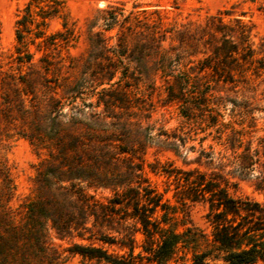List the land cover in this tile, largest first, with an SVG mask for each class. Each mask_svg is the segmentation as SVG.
<instances>
[{"label":"rangeland","instance_id":"1","mask_svg":"<svg viewBox=\"0 0 264 264\" xmlns=\"http://www.w3.org/2000/svg\"><path fill=\"white\" fill-rule=\"evenodd\" d=\"M63 1L76 39L68 45L37 50L40 39L33 35L35 21L27 23L30 31H23L21 41L15 36V20L26 0H0V162L7 166L15 185L10 204L45 202L54 193L52 170L66 162L58 151L65 149L62 155L74 160L69 150L72 139L87 141L79 149L81 170L103 178L112 170L107 159L112 154L118 174L131 178L126 164L132 162L134 168H141L136 172L144 184L160 192L163 201L178 206L175 230L191 226L204 233L195 247L184 249L183 259L170 261L190 264L193 250L208 248L211 226L205 217L207 200L181 203L178 199L190 189L184 176L193 179L198 173L206 177L215 173L231 196L263 200L249 172L239 175L232 171L233 153L227 137L230 125L242 127L243 145L250 142L255 146L264 136V72L237 85L196 73L194 65L202 54L195 52L202 44L191 47L184 37L180 46L175 36L204 24L209 15L219 14L226 23H242L251 45L257 48L264 37V0ZM110 13L117 20L112 29L105 30ZM60 22L50 19L46 33L60 29ZM170 34L172 44L178 45L173 52H179V62L192 75L183 102L171 95L180 94L178 82L158 68ZM25 52L33 53L31 62L18 61L17 56ZM198 91L206 92L205 96L200 97ZM213 106L221 114L216 123H212ZM88 151L98 159L90 166L84 162ZM73 181L79 183L76 178ZM88 192L103 199L111 189L89 187ZM12 236L0 227V246L1 237L8 240ZM69 240L52 238L54 245L47 252L52 254L55 249L61 254L51 263L31 254L23 261L21 242L12 249L5 245L4 252L0 249V264H95L63 251ZM207 261L225 264L222 259Z\"/></svg>","mask_w":264,"mask_h":264},{"label":"trees","instance_id":"2","mask_svg":"<svg viewBox=\"0 0 264 264\" xmlns=\"http://www.w3.org/2000/svg\"><path fill=\"white\" fill-rule=\"evenodd\" d=\"M109 17L111 20L105 30L112 29L117 20L113 13ZM52 18L61 19V28L46 33L48 21ZM33 21L37 27L33 35L40 39L36 43L37 50H45L50 45L54 48L61 43L68 45L76 39L73 22L68 20L63 0H26L22 13L15 20L18 41H21L23 31H30L27 23ZM168 37L169 46L163 49V60L158 68L162 75L173 76L178 82L180 94H171L177 101H185L183 91L188 89L192 79L184 69L185 64L178 60L179 52H173L178 45H183L186 38L191 47H196L198 42L202 44V48L195 52L202 54L194 65L196 73H205L217 81L237 85L246 84L250 76L264 72V37L254 48L246 28L239 21L229 24L219 14H213L193 30L177 32L178 45L172 44V34ZM32 56L33 53L25 52L17 57L19 62H31ZM198 92L200 97L205 96L206 92ZM213 110L215 119L212 123H216V116L221 114L218 107ZM229 127L231 134L227 139L233 153L230 160L232 171L239 175L249 172L255 179L254 188L262 193L263 200L231 196L215 173L209 177L198 173L193 179L184 176V180L191 183L190 189L182 192L178 199L181 203L207 200L209 208L205 217L211 226L208 248L193 250L190 264H208L207 259H222L225 264L264 263V136L258 138L255 146L250 142L243 145L242 127ZM87 143L72 139L69 150L74 160L62 155L65 149L58 151L60 158L66 161L63 163L65 167L52 170L50 180L54 193L41 204L36 200L23 201L17 206L10 204L15 185L7 166L0 162V227L13 233L8 240L1 237V251L4 252L5 245L12 249L21 242L24 246L20 252L23 261L31 254L44 256L51 263L61 254L55 249L52 254L47 252V248L54 245L52 238L56 237L70 239L63 251L78 254L95 264H171V260L183 259L186 255L184 249L195 247L204 233L191 226L175 230L173 219L177 218L178 206L163 201L160 192L149 183L144 184L136 172L141 168H134L132 162L126 164L131 178H122L118 174L112 154H107L112 170L103 178L94 172L81 170L83 158L79 149ZM106 144L111 145L109 142ZM86 153L87 161L84 162L88 166L90 162H98L95 154L91 151ZM75 178L79 183L73 181ZM89 187H110L111 194L103 199L97 198L95 193L88 192ZM180 223L184 225L185 221L180 220ZM75 237L79 240H73ZM179 251L182 254H178Z\"/></svg>","mask_w":264,"mask_h":264}]
</instances>
